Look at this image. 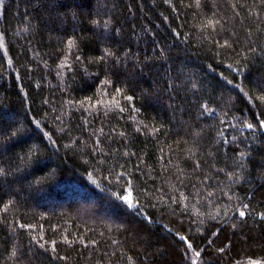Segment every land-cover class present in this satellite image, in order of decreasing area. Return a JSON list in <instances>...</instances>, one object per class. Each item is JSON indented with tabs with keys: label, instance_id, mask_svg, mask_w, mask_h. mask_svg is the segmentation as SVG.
I'll return each mask as SVG.
<instances>
[{
	"label": "trees",
	"instance_id": "trees-1",
	"mask_svg": "<svg viewBox=\"0 0 264 264\" xmlns=\"http://www.w3.org/2000/svg\"><path fill=\"white\" fill-rule=\"evenodd\" d=\"M0 264H264V0H0Z\"/></svg>",
	"mask_w": 264,
	"mask_h": 264
},
{
	"label": "snow or ice",
	"instance_id": "snow-or-ice-1",
	"mask_svg": "<svg viewBox=\"0 0 264 264\" xmlns=\"http://www.w3.org/2000/svg\"><path fill=\"white\" fill-rule=\"evenodd\" d=\"M241 215H243V213H241Z\"/></svg>",
	"mask_w": 264,
	"mask_h": 264
}]
</instances>
